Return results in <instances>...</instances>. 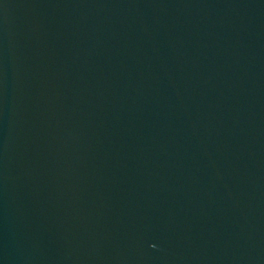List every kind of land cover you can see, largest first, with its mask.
Returning a JSON list of instances; mask_svg holds the SVG:
<instances>
[{"label": "water", "instance_id": "water-1", "mask_svg": "<svg viewBox=\"0 0 264 264\" xmlns=\"http://www.w3.org/2000/svg\"><path fill=\"white\" fill-rule=\"evenodd\" d=\"M0 264H264V0H0Z\"/></svg>", "mask_w": 264, "mask_h": 264}]
</instances>
